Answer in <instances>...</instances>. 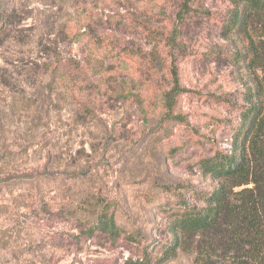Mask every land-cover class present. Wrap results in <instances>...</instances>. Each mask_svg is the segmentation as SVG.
Listing matches in <instances>:
<instances>
[{
    "label": "rangeland",
    "instance_id": "1",
    "mask_svg": "<svg viewBox=\"0 0 264 264\" xmlns=\"http://www.w3.org/2000/svg\"><path fill=\"white\" fill-rule=\"evenodd\" d=\"M230 7L0 0V264L232 261L214 230L175 244L171 230L181 198L206 206L218 182L200 162L233 153L250 106L252 82L225 59Z\"/></svg>",
    "mask_w": 264,
    "mask_h": 264
},
{
    "label": "trees",
    "instance_id": "2",
    "mask_svg": "<svg viewBox=\"0 0 264 264\" xmlns=\"http://www.w3.org/2000/svg\"><path fill=\"white\" fill-rule=\"evenodd\" d=\"M227 1L231 7L221 33L233 43L234 52L225 59L252 82L246 100L250 106L242 109L233 153H216L200 162L202 173L218 182L214 191L203 195L206 206L191 207L181 198L171 230L176 236L174 244L181 235L214 230V237L225 239V250L234 253L229 264H264V0ZM185 5L178 14L182 20ZM174 35L177 38V30ZM182 93L175 76L174 87L166 94L170 111ZM244 186L251 187L234 192ZM96 226L110 235L118 231L107 213L99 216Z\"/></svg>",
    "mask_w": 264,
    "mask_h": 264
}]
</instances>
